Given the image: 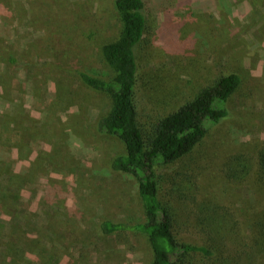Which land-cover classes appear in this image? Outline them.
I'll list each match as a JSON object with an SVG mask.
<instances>
[{
    "label": "rangeland",
    "instance_id": "obj_1",
    "mask_svg": "<svg viewBox=\"0 0 264 264\" xmlns=\"http://www.w3.org/2000/svg\"><path fill=\"white\" fill-rule=\"evenodd\" d=\"M144 2L136 50L143 125L222 75L241 78L228 117L159 169L175 234L205 246L195 214L203 205L226 209L238 233L222 237L223 257L264 264L254 225L264 214V0ZM120 31L114 0H0V146L9 149L0 160V264H152L143 234L98 233L108 219H143L137 183L113 166L123 143L98 131L110 97L80 78L111 79L101 49Z\"/></svg>",
    "mask_w": 264,
    "mask_h": 264
},
{
    "label": "trees",
    "instance_id": "obj_2",
    "mask_svg": "<svg viewBox=\"0 0 264 264\" xmlns=\"http://www.w3.org/2000/svg\"><path fill=\"white\" fill-rule=\"evenodd\" d=\"M114 8L121 23L120 35L101 49L112 77L101 80L82 73L80 78L87 87L110 97V109L98 120V131L123 143L125 154L115 158L113 166L137 183L143 219L134 224L108 219L99 224L98 233L111 235L129 231L143 234L152 252V264H211L213 261L217 264H241V261L250 264L251 258L245 261L244 257L241 259V255L235 256L232 252L223 257L222 237L225 233L232 236L238 233L236 224L227 220L226 209L203 205L195 214V226L209 239L207 245L196 246L179 239L174 229L175 211L160 198L158 174L160 168L190 154L212 126L228 117L227 103L240 88L241 78L235 73L222 75L178 108L143 125L140 122V70L136 50L146 34L145 2L114 0ZM6 150L0 146V160L2 155H7L2 152ZM257 161L264 180V147L259 151ZM30 169L19 175L20 179L25 180ZM3 181L2 186L8 189ZM254 225L264 237V214Z\"/></svg>",
    "mask_w": 264,
    "mask_h": 264
}]
</instances>
